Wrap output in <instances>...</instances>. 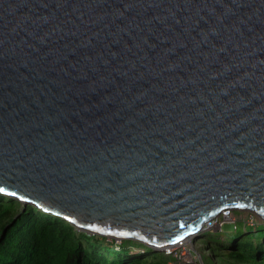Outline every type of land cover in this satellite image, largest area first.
Returning a JSON list of instances; mask_svg holds the SVG:
<instances>
[{
  "label": "water",
  "instance_id": "obj_1",
  "mask_svg": "<svg viewBox=\"0 0 264 264\" xmlns=\"http://www.w3.org/2000/svg\"><path fill=\"white\" fill-rule=\"evenodd\" d=\"M0 188L155 251L264 219V0H0Z\"/></svg>",
  "mask_w": 264,
  "mask_h": 264
},
{
  "label": "trees",
  "instance_id": "obj_2",
  "mask_svg": "<svg viewBox=\"0 0 264 264\" xmlns=\"http://www.w3.org/2000/svg\"><path fill=\"white\" fill-rule=\"evenodd\" d=\"M254 220L252 225L242 220L221 237L210 231L202 236L206 244L227 250L234 263L264 264V222ZM154 253L140 242L121 240L116 245L77 230L60 217L0 193V264H152L147 258Z\"/></svg>",
  "mask_w": 264,
  "mask_h": 264
},
{
  "label": "rangeland",
  "instance_id": "obj_3",
  "mask_svg": "<svg viewBox=\"0 0 264 264\" xmlns=\"http://www.w3.org/2000/svg\"><path fill=\"white\" fill-rule=\"evenodd\" d=\"M18 202H20V201H18ZM231 216L237 220L236 224H238V223L243 224V223H245V222H243L245 220L246 222H248L249 225H252V223L255 221L254 218L259 220L260 222H264V219L256 216L255 214H253L252 212H249V211H235V212H233V214ZM225 223H227V222H225ZM231 229H232V226L230 224H226L221 232H220L221 227L220 228H214V229H208V230L210 231L211 234H215V232H217V234L220 235V233L225 234L226 232L231 231ZM205 232H208V231H204L202 233H205ZM202 233L198 234L196 237H193L192 240H197V244L204 245L203 246L204 252L202 254L204 264H246L245 262L234 263L231 259L228 258V256H227L228 251L227 250H220L218 247L214 246L212 243L206 244L205 243L206 240L202 238L203 237ZM221 236L222 235H220V237ZM107 239L113 240V242H115L116 245H119L121 242L120 240H116V239H112V238L111 239L107 238ZM147 259H148V262L152 263V264H163L165 257L160 250H156L155 253Z\"/></svg>",
  "mask_w": 264,
  "mask_h": 264
},
{
  "label": "built area",
  "instance_id": "obj_4",
  "mask_svg": "<svg viewBox=\"0 0 264 264\" xmlns=\"http://www.w3.org/2000/svg\"><path fill=\"white\" fill-rule=\"evenodd\" d=\"M203 246L191 238L179 240L175 244L162 247L163 264H204Z\"/></svg>",
  "mask_w": 264,
  "mask_h": 264
},
{
  "label": "snow or ice",
  "instance_id": "obj_5",
  "mask_svg": "<svg viewBox=\"0 0 264 264\" xmlns=\"http://www.w3.org/2000/svg\"><path fill=\"white\" fill-rule=\"evenodd\" d=\"M3 191H4V189L3 188H0V192H3ZM13 195H15V193H13ZM20 199L23 200L25 198L23 196H21ZM239 207H245V205H239ZM182 227H183V225H182ZM99 231H103V229H100ZM187 234L188 233L186 232L185 235H187ZM118 235H120V236H126V235H129V233H118ZM131 235H135V234L133 233ZM182 239H183L182 236H177L176 241L182 240ZM176 241H170V243H176Z\"/></svg>",
  "mask_w": 264,
  "mask_h": 264
}]
</instances>
